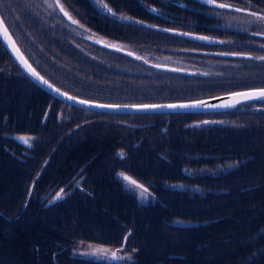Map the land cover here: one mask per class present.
<instances>
[{
	"label": "flooded vegetation",
	"instance_id": "flooded-vegetation-1",
	"mask_svg": "<svg viewBox=\"0 0 264 264\" xmlns=\"http://www.w3.org/2000/svg\"><path fill=\"white\" fill-rule=\"evenodd\" d=\"M46 1L54 12V17L49 22L54 26L61 23L66 29L72 27L74 29L72 32L76 34L77 38L86 36L97 43L104 42L105 40L97 34L102 33L113 38L129 39L130 37L127 35L131 33H127V30H117L116 25L121 21L112 18L127 19L129 17L133 19L136 17L170 30H180L193 35L191 39L184 40L182 47L198 50L188 49L190 52H200L190 56L175 52L161 56L159 52L157 54L148 53V56L145 57L134 48H125L124 52H116L129 55V58L126 57L129 63L118 64L110 60L108 55L113 51L106 47L101 46L96 50L85 47L81 40H74L72 42L83 46L78 48V55L84 61L83 65L80 60L71 58V55H76L74 52L54 39L52 34L57 30L47 33L38 28L37 20L28 12L20 9L21 14L17 10H13L14 20L17 21L15 22L16 30L28 44L24 48L28 56L31 58V50L36 53L39 57V62L36 64L50 78L76 81L77 86L71 83L66 84L67 86L61 84L62 89L74 96L105 103L131 102L132 99L122 98L125 93L117 88V73L113 68L141 77L153 74L176 75V73L160 72L150 64V61H153L152 64L157 66L155 61L158 58L190 64L191 70L195 74L193 76L179 74L189 83L184 80L178 81L185 90L172 95L169 99L195 98L219 93L220 90L206 94L196 93L192 90L203 86V84L230 81L229 75H236L231 72V69L236 66L239 68L247 66L256 71L255 66L259 62L264 64V59H259V57H264V38H260L264 37V19H260V17H264L262 10L264 9V0H227L225 8L221 10H212L202 2L203 0H189L190 5L178 0L176 2L179 7L174 9L147 8L148 11L154 13L153 15L132 11V0ZM213 1L218 2L217 0ZM140 3L142 4V2ZM160 5L164 6L165 4L160 2L158 6ZM97 9L104 12L111 9L109 16L112 18L99 14ZM141 14L145 17L142 18ZM174 16H177V19ZM180 23H191V25L186 29H177L176 26L184 28ZM11 31L15 35L12 29ZM42 32H45V36ZM163 32L174 34L169 31ZM68 35L70 34L66 36L68 37ZM200 35L210 38L207 41H201L197 38ZM153 41H147V43ZM160 42L161 45L175 43L174 40H160ZM244 45L252 50H239V47ZM205 52L216 55H206ZM91 58H93L92 61ZM243 59H248V62L245 63ZM239 62L241 63L239 64ZM40 64L47 66L55 73L44 69ZM14 70H19L16 65H14ZM11 75L12 77L8 76L7 81L9 86L18 84L16 80L21 81V77L16 76V73ZM241 76L243 74H237V77ZM93 83L94 86L91 85ZM67 87L73 92L67 90ZM43 94L44 114L39 125L45 130L44 133H41L37 128L31 130L30 134L34 137L29 140L31 146L24 143V147H28L29 151L27 154L24 151L23 155L29 161L30 152L34 149L40 150L43 144L44 150L49 151L43 166L51 165L54 158H58L60 154L56 152V149L61 144L62 148L66 149L68 156L64 158V169L59 174L47 173L45 176L40 170L37 171L42 153H38L40 155L38 161H29L30 175L33 177L30 189L33 187L31 192L34 193L35 198L33 204H57L65 198V193L89 192L97 189L98 185L104 184L111 189V192L124 195L126 200L123 204L135 205V209H131L132 217L139 212H145V215H149L151 219L158 218L157 222L153 221L154 223L162 225L164 221L169 223V228L177 229L178 220L171 212L172 207L167 205V210H165L164 204H178L177 195L184 200H196L197 196L206 198L207 194L217 192L219 189L202 187L200 185L202 178L236 175L245 163L242 162L235 166L240 162L236 154L221 152L222 148L217 144L210 146L207 143L208 139L203 137L208 123H196L218 117L228 118L229 113L237 116L238 113L247 110L228 112V114L222 112L113 113L71 104L46 91ZM251 106L254 109L257 108V110H250L251 112H263L258 110L261 107L258 103ZM31 119L36 120V116H32ZM257 122L261 123V121ZM11 138L15 141V145L20 144L18 139ZM74 141H76V145H73ZM192 146L195 148L192 149ZM14 148L21 154L19 147ZM92 151L96 153L92 154ZM72 154L83 156L82 160L84 161L73 163L69 159ZM183 158L186 161H183ZM99 160L107 161L102 165L101 178L92 175L91 170L86 169L87 165ZM132 160L137 163L142 162L143 165L138 166ZM124 177L130 178L136 183L132 184ZM258 186L257 183L255 187ZM43 197L46 200L41 201L40 198ZM132 220V218L127 219L126 224L134 226ZM132 229L128 228L129 231ZM162 229L163 225L158 234L162 235ZM112 238H116L114 233H112ZM131 251L138 254L136 249ZM131 251L124 252L121 249L120 253L124 260L131 257ZM132 259L137 258L132 256ZM121 262L116 260L114 263L123 264Z\"/></svg>",
	"mask_w": 264,
	"mask_h": 264
},
{
	"label": "trees",
	"instance_id": "trees-1",
	"mask_svg": "<svg viewBox=\"0 0 264 264\" xmlns=\"http://www.w3.org/2000/svg\"><path fill=\"white\" fill-rule=\"evenodd\" d=\"M21 1L18 0L19 6ZM176 1L178 0H132L131 10L144 15H153L154 13L148 11L147 8L174 9L179 7ZM180 1L184 3V0ZM217 1L228 2L227 0ZM160 2L165 5L158 6ZM205 4L212 10H221L209 3ZM97 10L99 14L112 18L109 16L111 11ZM25 11L37 20L34 11L29 9ZM143 14L140 15L142 18L145 17ZM112 19L121 21L117 23L116 28L119 31L127 30V33H131L127 35L129 39L113 38L91 29L99 36L104 35L118 41L122 44V48H134L142 56L147 57L148 53L157 54L159 52L161 56H166L170 52L183 53L188 56L200 53L190 52L188 49L198 50L182 46L146 47L144 44H149L147 41L158 40L156 35H160V38L167 41L186 40L188 37L163 32L157 27H167H161L136 17ZM9 28L15 32L13 35L20 46L25 48L26 45L16 37L19 33L15 25L11 24ZM38 28L47 33L57 30L52 34L54 39L74 52L76 55H71V58L80 60L83 65L84 61L78 55V48L83 46L72 41L81 40L87 48L96 50L101 48L89 37L77 38L72 32L74 30L72 27L66 29L61 23L54 26L47 20L44 23H38ZM177 29L186 28L178 27ZM42 34L45 36V32ZM67 34L70 35L67 37ZM139 34L150 36V39L141 40L138 38ZM110 51H113L108 55L112 62L129 63L126 59L129 55ZM3 54H0V61ZM205 54L216 55L208 52ZM166 61L183 63L165 58H158L155 63L168 65ZM243 61L247 63L248 59H243ZM152 63L153 61H150V64L160 72L176 73V76L184 74L171 69L159 68ZM255 70L247 66L240 68L236 66L231 69V72L236 75H229L230 81L252 80L258 86L264 85V64L259 62ZM18 71L21 74V81L16 80L18 84L14 86L7 84L10 73L0 71V264H109V261H95L76 256L74 249L86 242L104 243L118 248L124 244V252L136 249L138 254L131 251V257L127 258L123 264H264V165L260 166L261 159L264 160V123L256 125L245 121L247 115H251L250 110H257L251 106L254 103L236 107L234 109L236 111L247 110L238 113L237 116L229 113L228 118L218 117L196 123H208L203 137L208 139L207 143L210 146L217 144L222 148L221 152L236 154L240 162L235 166L242 162L245 163L236 175L202 178L200 182L202 187L219 189L217 192L207 194L206 198L197 196L196 200H184L177 195L178 204H164L165 210H167V205L172 207L171 212L178 220V228H169V223L163 221L162 235H160L158 232L162 225L153 222H157L158 218L151 219L149 215H145V212H139L132 217L131 209H135V205L123 204L126 200L124 195L111 192V189L104 184L98 185L97 189L89 192L65 193V198L57 204H33L35 198L34 193L31 192L33 187L30 189L33 177L30 175L29 161H38L40 159L38 153H42L37 171L40 170L44 176L47 173L59 174L64 169L63 160L68 154L66 149L59 144L56 149V152L60 153L58 158H54L51 165L43 166L47 153H49L44 150L43 144L40 150L34 149L30 152L29 161L23 155L24 151L28 153L29 148L24 149L21 143L14 144L15 141L11 138L13 136L23 134L31 136V130L36 128L41 133L45 130L39 125L44 114V91L26 78L20 70ZM114 71L117 70L114 69ZM237 74H243V76L237 77ZM182 76L193 75L184 74ZM54 81L62 84L60 80ZM67 90L73 92L68 87ZM220 91L229 92L233 89ZM170 97L153 96L150 100L133 98L132 100H172L169 99ZM7 100L9 103L4 106L2 102ZM259 114L261 112L254 113V115ZM32 116H36V120H32ZM73 145H76V141ZM14 147H19L21 154ZM69 159L75 164L84 161L83 156L74 154L70 155ZM182 160L186 161L185 158ZM132 161L138 166L143 165L142 162ZM106 163L107 161L103 160L94 161L93 164L87 165L86 169H90L92 175L101 178L102 165ZM257 183L259 186L256 188ZM40 200L44 201L46 198L43 197ZM129 218L133 219L134 226L126 224ZM128 228L133 229L129 231ZM112 233L116 238H112ZM132 256L137 259H132ZM111 264L115 263L111 262Z\"/></svg>",
	"mask_w": 264,
	"mask_h": 264
},
{
	"label": "rangeland",
	"instance_id": "rangeland-1",
	"mask_svg": "<svg viewBox=\"0 0 264 264\" xmlns=\"http://www.w3.org/2000/svg\"><path fill=\"white\" fill-rule=\"evenodd\" d=\"M46 0H22L21 5L19 6L18 0H0V12L4 19L8 22V25L11 26L15 25L14 21V15L13 10H17L18 13L20 12L22 14V11H25L26 9H31L35 12L37 17V23H44L47 20L50 21V19L54 16V12L50 9L48 3H44ZM185 4L190 5L189 0L183 1ZM22 11H21V10ZM177 13H180L177 11ZM175 19H177V16H174ZM181 26H184V28H188L191 23H180ZM177 27V26H176ZM178 28V27H177ZM18 39L20 41L28 46V44L24 41V39L19 35L16 34ZM158 38V41H153L149 44H144L146 47H152V46H161L160 40H164L160 38V35H156ZM138 38L141 40H149L150 36H145L142 34L138 35ZM175 43L170 46H182L184 43V40L182 39H174ZM239 50L241 51H251L252 48H248L246 45L240 46ZM2 60L0 61V71H3L5 73H16V76L21 77V74L18 72V70H14V61L12 60L9 53L4 49L3 45L0 44V54H2ZM31 60L34 63L39 62V57L36 53H34L32 50L30 52ZM41 67L44 69H47L48 71H51L55 73L52 69L48 68L45 65L40 64ZM185 67L192 68L190 64H185ZM167 67H170L168 64ZM116 69L117 73V83H118V90L124 92V97L126 98H133L137 100H150L153 96H160V97H170L172 95H175L176 93L180 91H184L185 88H182L183 86L178 83V81H185L187 80L181 78V76L176 75H151V76H139V75H130L126 72H121ZM9 75V77H12V75ZM61 83L64 85L71 83L77 86L76 81H64L60 80ZM189 83V82H187ZM94 86V83L91 84ZM67 86V85H66ZM252 86H258L254 81L252 80H240L237 82H224V83H213V84H203V86L198 87L193 92L196 93H209L212 91H219V90H226V89H235V88H244V87H252ZM97 87V86H96ZM151 96V97H150ZM9 103V101H4L2 104L5 106ZM247 123H252L256 125H261L264 123V113H261L259 115H254L253 112H251V115H247L246 120ZM244 121V122H245ZM257 121H261V123H258ZM248 126V125H247ZM264 165V160L261 159L260 166ZM113 246H107V245H101V244H95V243H83L78 245L74 250V254L79 257H84L88 259H92L95 261H99L96 258L98 256H101L103 252H107V254L110 256L113 250ZM80 250V251H79ZM95 250H103V251H97L95 255L92 253ZM119 257L121 259H118L117 262L124 263L126 260L123 259V255L119 252ZM87 255V256H85ZM5 258V257H4ZM107 260V259H106ZM124 260V261H123ZM104 261V260H102Z\"/></svg>",
	"mask_w": 264,
	"mask_h": 264
},
{
	"label": "water",
	"instance_id": "water-1",
	"mask_svg": "<svg viewBox=\"0 0 264 264\" xmlns=\"http://www.w3.org/2000/svg\"><path fill=\"white\" fill-rule=\"evenodd\" d=\"M212 4L219 5L216 2H212ZM5 29H7V32L5 33ZM203 37V36H200ZM210 38V37H207ZM0 40L6 47V49L9 51V53L12 55L18 66L21 68V70L37 85L44 88L54 96L68 102L71 104H75L78 106L91 108L95 110H102V111H111V112H117V113H175V112H215V111H223L228 108H235L238 105L241 104H248L253 101L258 100H264V98L260 99H250L245 100L242 95L243 93H259L260 90L264 88H253V89H243V90H236L233 92L228 93H221L217 95L207 96V97H201L196 98L193 100H182V101H165V102H139V103H105V102H98L96 100H90L81 98L78 96H74L56 85H54L52 82H50L48 79H46L35 67L34 65L29 61V59L26 57L24 52L21 50L20 46L12 36L8 26L6 25L3 17L0 14ZM206 39L205 41H207ZM112 41V40H111ZM110 43V42H108ZM102 46L108 47L110 49H114L117 51H122L123 49L121 47L122 44L112 41V43L106 44L103 42H99ZM26 62V63H25ZM166 63L170 64V67H167L168 65L160 64L162 68L175 70L176 72H181L187 75H195L194 72L188 68L183 67L181 65H178L176 63H173L171 61H166ZM29 66L32 70L35 71L39 75V77H42L43 80H46L48 84H51L53 87L49 88L47 84L42 83L40 79H38L36 76L32 74V71L29 70ZM53 89H59L60 92L66 93V95L62 96L58 92L54 91ZM74 97V99H68V97ZM79 101H86L87 103L81 104ZM94 105H105V106H111V107H95ZM157 106V107H148L145 108L144 106ZM174 106V107H172ZM184 106V107H181ZM245 106V105H244Z\"/></svg>",
	"mask_w": 264,
	"mask_h": 264
},
{
	"label": "snow or ice",
	"instance_id": "snow-or-ice-1",
	"mask_svg": "<svg viewBox=\"0 0 264 264\" xmlns=\"http://www.w3.org/2000/svg\"><path fill=\"white\" fill-rule=\"evenodd\" d=\"M203 2L205 3H212L213 0H203ZM218 7H225L224 4H219L217 5ZM105 7H107V5H105ZM63 10V9H62ZM109 11H111V9H108ZM114 14V13H113ZM65 15H67V13H65ZM253 15H255V13H253ZM260 19H264V17H260ZM75 23V21H73ZM7 32V29H5V33ZM199 39H202V40H206L208 39L207 37H199ZM259 59H264V57H259ZM26 63V62H25ZM29 70L32 71V74L34 76H36L38 79H40L42 81V83L44 84H47V86L49 88H52L53 86L51 84H48V82L46 80H43L42 77H39V75L37 73H35L34 70H32L29 66ZM54 91L58 92L60 95L64 96L66 95V93H62L59 91V89H53ZM238 95H242L244 97L245 100H250V99H260V98H264V89L260 90L259 93H243V94H238ZM68 99H74V97H68ZM79 103L81 104H84V103H87L86 101H79ZM95 107H111V106H105V105H94ZM145 108H148V107H157L155 105L153 106H144ZM174 107V106H172ZM181 107H184V106H181ZM18 139H21V138H18ZM22 142L25 143V144H28V146H31V143L28 139H22ZM124 179L126 180H130V178L128 177H124ZM130 183L132 184H135L136 182L134 180H130ZM97 251H103V250H95L92 254L95 255ZM120 251V250H118ZM97 259H107L109 261V264H111V261L113 260H118V259H121V257L117 256V253L116 252H112L111 255L109 256L107 254V252H103V254L101 256H98Z\"/></svg>",
	"mask_w": 264,
	"mask_h": 264
}]
</instances>
